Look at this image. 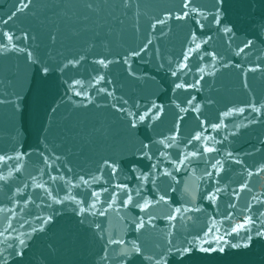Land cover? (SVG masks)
I'll use <instances>...</instances> for the list:
<instances>
[{
	"label": "water",
	"instance_id": "95a60500",
	"mask_svg": "<svg viewBox=\"0 0 264 264\" xmlns=\"http://www.w3.org/2000/svg\"><path fill=\"white\" fill-rule=\"evenodd\" d=\"M0 264H264V0H0Z\"/></svg>",
	"mask_w": 264,
	"mask_h": 264
},
{
	"label": "snow or ice",
	"instance_id": "6c2138e0",
	"mask_svg": "<svg viewBox=\"0 0 264 264\" xmlns=\"http://www.w3.org/2000/svg\"><path fill=\"white\" fill-rule=\"evenodd\" d=\"M236 229H233V231H235Z\"/></svg>",
	"mask_w": 264,
	"mask_h": 264
}]
</instances>
